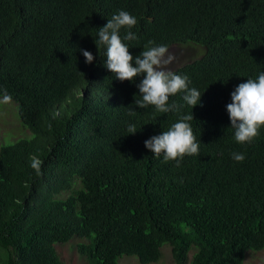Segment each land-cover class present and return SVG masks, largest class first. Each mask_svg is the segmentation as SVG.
Returning <instances> with one entry per match:
<instances>
[{
  "label": "trees",
  "instance_id": "1",
  "mask_svg": "<svg viewBox=\"0 0 264 264\" xmlns=\"http://www.w3.org/2000/svg\"><path fill=\"white\" fill-rule=\"evenodd\" d=\"M120 10L137 19L136 39L120 30L134 58L149 41L201 47L172 71L202 93L196 106L178 93L168 103L179 112L138 108L143 77L120 82L104 67L94 41ZM262 72L264 0H0V97L30 134L0 147V264H62L54 245L73 238L89 264L158 263L164 244L173 264H243L248 249L264 250V128L238 144L226 111ZM191 113L198 156L177 167L145 148Z\"/></svg>",
  "mask_w": 264,
  "mask_h": 264
},
{
  "label": "clouds",
  "instance_id": "2",
  "mask_svg": "<svg viewBox=\"0 0 264 264\" xmlns=\"http://www.w3.org/2000/svg\"><path fill=\"white\" fill-rule=\"evenodd\" d=\"M137 24V19L130 13L120 10L113 15L107 23L99 28L98 39L94 41L97 52L100 48L106 49L104 67L115 74V79L123 82H133L134 78L142 76V80L136 87L142 99L135 100L138 108L153 106L156 112L168 113L179 112L183 105L169 104V98L182 93L183 101L191 107L196 106L201 97V92L190 88V80L187 75H177L166 70L174 59L166 45H153L149 41L146 50L141 51L135 58L129 52L128 46L122 42L120 30L125 29L123 40L136 39L131 31ZM85 58L86 64L94 61V56L87 50H80ZM83 74V73H82ZM231 103L226 105L229 115L230 127L234 129V139L238 144L251 143L258 135L259 130L264 128V72L257 79H247L246 82L238 84L230 93ZM10 99V97H6ZM202 106V105H201ZM129 115L135 112L130 110ZM194 120L192 113L182 115L167 131L150 137L144 141L146 149L150 150L155 157L163 156L164 162L175 161L179 167L180 161L185 156H198L199 143L193 134L189 121ZM128 133L137 132L135 125H129ZM232 159L243 162V153H232ZM42 161L33 157L31 167L37 175H41Z\"/></svg>",
  "mask_w": 264,
  "mask_h": 264
},
{
  "label": "rangeland",
  "instance_id": "3",
  "mask_svg": "<svg viewBox=\"0 0 264 264\" xmlns=\"http://www.w3.org/2000/svg\"><path fill=\"white\" fill-rule=\"evenodd\" d=\"M200 47V46H198ZM193 46H171L168 50L172 53L175 59L166 66V70L173 71L180 66L198 58L203 50ZM203 55V54H202ZM201 55V56H202ZM30 134L28 130L21 124L16 105L5 98L0 97V147L10 145L22 138H28ZM79 181L70 182V188L62 190L59 196H67L71 191L79 189ZM58 197V196H56ZM86 243L85 240L73 238L66 244H55V250L59 255L62 264H89L85 257L79 255L77 244ZM162 257L158 263L154 264H173L171 256V248L164 244L161 248ZM194 250L189 252L188 259H191ZM119 264H140L135 256H123L119 259ZM243 264H264V250L248 249L244 253Z\"/></svg>",
  "mask_w": 264,
  "mask_h": 264
}]
</instances>
